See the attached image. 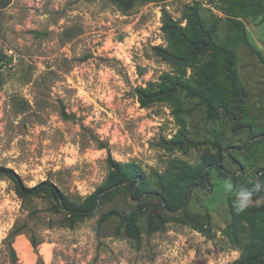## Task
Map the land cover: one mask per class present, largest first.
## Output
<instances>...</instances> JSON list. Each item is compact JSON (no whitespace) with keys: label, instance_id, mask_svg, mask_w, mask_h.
<instances>
[{"label":"rangeland","instance_id":"374dc122","mask_svg":"<svg viewBox=\"0 0 264 264\" xmlns=\"http://www.w3.org/2000/svg\"><path fill=\"white\" fill-rule=\"evenodd\" d=\"M7 1L0 8V167L26 187L49 181L75 202L101 186L110 160L137 164L148 183L176 196L189 189L169 212L164 201L135 200L124 186L68 227L69 217L48 200L18 198L0 175V264H12V251L16 264H233L249 225L264 229V0ZM163 12L200 42L182 40L175 53L161 30ZM138 90L157 95H145L141 107ZM257 185L233 240L235 192ZM140 204L138 245L112 235L118 219L97 234L101 213ZM151 216L163 229L148 235ZM191 217L210 227V239L181 223Z\"/></svg>","mask_w":264,"mask_h":264},{"label":"trees","instance_id":"16d2710c","mask_svg":"<svg viewBox=\"0 0 264 264\" xmlns=\"http://www.w3.org/2000/svg\"><path fill=\"white\" fill-rule=\"evenodd\" d=\"M8 4L7 0H0V8L5 7ZM191 16L196 17L191 14ZM161 30L166 34L167 38L173 44L174 52L180 51L177 44L183 40V42L191 43L192 45L198 44L200 39L190 40L184 34L181 27L176 22L172 21L169 16L163 12V22ZM236 26L243 29L239 22H235ZM198 33L203 35L201 30H197ZM214 47V46H212ZM154 52L157 56L164 60L172 59L174 53L171 51L164 50L160 47H154ZM228 55V53H227ZM264 64V58L260 57ZM1 63V59H0ZM1 67V66H0ZM234 77L232 72L229 73ZM0 84H1V73H0ZM232 87L236 97L241 95V89L232 82ZM144 90H138L139 103L141 107H146L147 102L144 99L145 95H157L154 93H146ZM200 177L207 175L203 166L197 169ZM0 175L6 177L14 185V191L18 198L25 199L29 197L42 196L48 200L54 207L62 211L69 218L67 219L68 227L73 226L74 218H83L94 213L102 203V200L108 199V197L114 192L118 191L121 187H128L132 192L135 200L147 196H155L160 202H165V208L169 212H174L187 197L189 186H184L179 189V194L176 196L175 193L167 192L163 186H153L148 183L137 164L133 162L120 163L113 160L109 161V172L104 182L99 186L93 193L86 196L79 202L71 200L68 196L60 192L52 183L49 181H42L33 187H26L23 185L20 178L13 172L12 169L0 167ZM153 194H150V193ZM161 193L162 196L159 195ZM144 206L140 204L133 211L126 212L124 209L110 208L105 212L101 213L96 226V232L98 235L105 229L106 224L113 220L118 219L119 224L114 230L112 235H123L126 238L133 239L138 243L141 239L140 228L137 226L139 217L143 214ZM231 228L233 229V240H237L239 234V226L244 217V212L238 211L236 208L231 206ZM37 215L36 211L31 212L30 216L34 217ZM183 224H189L196 232L203 235L205 238L210 239L212 237L211 229L209 226L201 223L196 218H183L181 220ZM27 227V225H26ZM249 240L243 245L239 257L233 262V264H264V229L258 228L256 225H249ZM23 228H17L11 232V236H16L21 233ZM122 229V231H121ZM163 229V223L156 216H151L146 224V233L148 235L153 234ZM30 244L33 248L37 246V239L34 235L30 236ZM12 264H16L17 260L14 252L11 253Z\"/></svg>","mask_w":264,"mask_h":264},{"label":"clouds","instance_id":"9594fccd","mask_svg":"<svg viewBox=\"0 0 264 264\" xmlns=\"http://www.w3.org/2000/svg\"><path fill=\"white\" fill-rule=\"evenodd\" d=\"M224 187L226 191L232 192L233 184L231 180L226 181ZM258 190L259 185L252 188H246L241 186L235 192V199L233 201L235 208L241 212L245 211L253 203V197Z\"/></svg>","mask_w":264,"mask_h":264}]
</instances>
